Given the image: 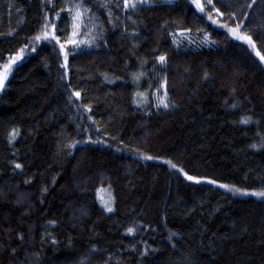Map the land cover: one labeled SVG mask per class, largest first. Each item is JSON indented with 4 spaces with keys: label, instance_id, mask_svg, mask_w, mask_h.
<instances>
[{
    "label": "trees",
    "instance_id": "1",
    "mask_svg": "<svg viewBox=\"0 0 264 264\" xmlns=\"http://www.w3.org/2000/svg\"><path fill=\"white\" fill-rule=\"evenodd\" d=\"M64 3L53 11L43 0H0V65L22 57L0 91V264H264V200L217 187L264 188V147H251L264 143V65L220 27L236 21L211 12L213 24L190 0H153L130 13L135 25L113 27L94 8L106 43L76 48L66 43L68 13L55 17ZM214 3L241 19L249 12L245 27L264 55V0L252 9L251 0ZM45 14L71 53L67 68L59 45L33 40ZM125 25L139 36L125 35ZM158 54L168 58L166 72ZM73 91L81 99L70 104ZM165 91L176 107L158 110ZM136 92L147 94L139 108ZM72 140L81 143L67 155L61 149ZM128 227L137 230L127 235Z\"/></svg>",
    "mask_w": 264,
    "mask_h": 264
},
{
    "label": "snow or ice",
    "instance_id": "2",
    "mask_svg": "<svg viewBox=\"0 0 264 264\" xmlns=\"http://www.w3.org/2000/svg\"><path fill=\"white\" fill-rule=\"evenodd\" d=\"M43 2L53 11L56 7V0H43ZM166 3H171L172 0H165ZM191 4L194 5L195 9L201 13L202 15H207L208 19L212 21L213 24H215L217 21L213 19L211 12H215L216 16L223 17L225 15L228 16L229 19L236 21L235 26H230L226 24H221L220 27L224 28L226 27L229 35L234 40H239L245 44H247L252 52H254L255 56L259 59L260 64L264 65V55L261 54V51L257 49V41L254 39V36L252 34V30L247 29L245 27V22L249 18V12L242 13L243 19L240 18V15H238L235 12L231 13H224L221 12L219 8L216 7V4L214 3V0H206V3H202L201 0H190ZM257 3V0H251V3L247 5L248 9H252L253 5ZM211 6V11L206 12L207 6ZM153 6V0H123L122 4L120 3V0H65L64 5L61 7L60 12H55V17L57 20L61 19V12H67L68 13V19L71 21V32L69 34V38L66 41V43H71L76 48H80L81 45H86L88 48H92L93 46H99L100 42L106 43V37H105V29L103 22L100 21V18L98 15H96L95 9H103L105 14L108 17L107 23L112 25L113 27L116 26V21L119 20L120 23H124L125 20L130 21L133 25L136 24V21L132 18V15L130 13H136L139 10L145 8V7H152ZM118 10L120 14H117L114 12V10ZM121 15H123V19H121ZM59 32V26L54 21H50L47 14H45L43 21L41 23V31L39 34L35 35L33 37V40L35 42H55L56 45H59L60 48V54L64 56L65 63L62 65V67L67 68L68 63V55L71 53H67L65 51L66 43H62L61 39L58 37L57 33ZM124 34L128 35L132 38L138 37L139 33L133 29L132 31H129L127 28V25H125ZM204 41H208L207 35L204 37ZM177 41L174 39L173 44H176ZM136 47V44L133 43V48ZM36 49L33 48V51ZM24 49H20V52L22 53ZM22 57L17 54L15 56H12L9 61L3 65H0V68H2V71H0V90H2L5 87V81L8 79L9 72L12 71L13 65L16 64L17 60L21 59ZM156 63L160 65V70L166 72L167 71V65H168V58L165 54H158L155 57ZM142 65L147 63V61H142ZM67 74V73H65ZM144 75L143 72H138L133 74V81L135 83H139L140 78ZM107 82L112 83L114 81L108 80L107 76L105 77ZM204 79H207V73H205ZM167 82V78L165 76L164 83L161 84V87H165ZM156 95V94H153ZM72 97H75L76 100L81 99V92L80 91H73L72 96L69 97V103H74L72 100ZM147 100V94L136 92L133 97V103L139 108L142 106V103ZM76 107H79V105H74ZM158 110L160 108H163L164 110H170L172 108L176 107V104L172 102L169 99L167 91L163 93L162 96L157 95L156 96V102L153 105ZM233 108L237 107V104L233 103ZM86 112L91 111V108H85ZM89 120H91V116L88 117ZM241 124H250L252 123V120L250 117H243L239 121ZM99 131V129H97ZM17 132H13L11 135L14 138L15 135H17ZM259 135V133H258ZM264 139V137H262ZM85 143H103V141H84ZM9 143H12V140H9ZM81 141L78 140H72L63 145L62 151L64 149H67V155H71V150L76 148L78 144H80ZM252 148H258V147H264V143L261 144H253L251 145ZM140 159L151 161L154 159L152 155H147L144 153L139 154ZM169 165L171 169H175L176 171L181 172V174L184 176V179L196 184L201 183V180L196 178L193 175L188 174L187 172H184L182 169L178 168V166L175 163H172L171 161H164ZM22 165L20 163H14L15 169H21ZM25 183H30V181H25ZM208 184H216V181L212 179H208L206 181ZM217 187L223 188L226 191L232 192L235 194H240L242 196H251L255 197L258 200H264V188H262L259 191H242L239 188H235L233 186L227 185V184H218ZM47 192V188H44L42 190V194ZM103 210L106 213H112L114 211V208L112 207V200L110 199L107 202H104L102 204ZM49 223L52 226L56 225V221H49ZM137 229L134 227H128L126 230L127 235H133L134 232ZM50 235V234H49ZM176 233L172 232L169 234V240L171 241V238L175 236ZM21 240H23V236L21 235L19 237ZM52 243L55 244L57 241L55 239L52 240ZM173 247H175V244H173ZM93 252L96 251L95 248L92 249ZM109 260L112 259V257L108 258ZM83 264V262H82ZM107 264V261L105 262Z\"/></svg>",
    "mask_w": 264,
    "mask_h": 264
},
{
    "label": "rangeland",
    "instance_id": "3",
    "mask_svg": "<svg viewBox=\"0 0 264 264\" xmlns=\"http://www.w3.org/2000/svg\"><path fill=\"white\" fill-rule=\"evenodd\" d=\"M70 46H74L72 45L71 43H69ZM75 47V46H74ZM9 76V74H8ZM1 91V90H0ZM223 189V188H222ZM244 191V190H242ZM248 192H251V191H248ZM236 195H239V196H242L240 194H236ZM99 197H100V200H101V203L103 204L104 202H107L110 200V196H109V193L107 191H101L100 194H99ZM242 197H251V196H242ZM255 198V197H254Z\"/></svg>",
    "mask_w": 264,
    "mask_h": 264
}]
</instances>
